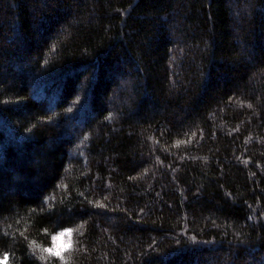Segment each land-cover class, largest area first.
Here are the masks:
<instances>
[{
    "label": "trees",
    "instance_id": "16d2710c",
    "mask_svg": "<svg viewBox=\"0 0 264 264\" xmlns=\"http://www.w3.org/2000/svg\"><path fill=\"white\" fill-rule=\"evenodd\" d=\"M5 256L264 264V0H0Z\"/></svg>",
    "mask_w": 264,
    "mask_h": 264
},
{
    "label": "rangeland",
    "instance_id": "374dc122",
    "mask_svg": "<svg viewBox=\"0 0 264 264\" xmlns=\"http://www.w3.org/2000/svg\"><path fill=\"white\" fill-rule=\"evenodd\" d=\"M66 231H69V229H63L58 231L55 235H53L50 239V245L48 248H52L57 255H60L63 253L66 249H68L70 242H71V231L70 235H63L61 236V233H65ZM53 237H57L55 241H53Z\"/></svg>",
    "mask_w": 264,
    "mask_h": 264
},
{
    "label": "snow or ice",
    "instance_id": "6c2138e0",
    "mask_svg": "<svg viewBox=\"0 0 264 264\" xmlns=\"http://www.w3.org/2000/svg\"><path fill=\"white\" fill-rule=\"evenodd\" d=\"M178 143H180V142H178ZM66 234L70 235V230L66 231L65 233H61L60 235L63 236V235H66ZM56 239H57V237H53V241H55ZM36 247H38V246H36ZM43 252H46V253H48L50 255H57V253L52 248H45V249H43ZM6 261H7V256L4 257V260L0 261V264H6Z\"/></svg>",
    "mask_w": 264,
    "mask_h": 264
}]
</instances>
